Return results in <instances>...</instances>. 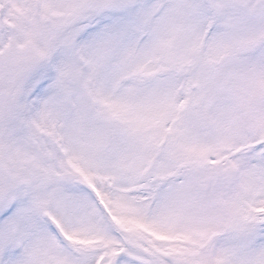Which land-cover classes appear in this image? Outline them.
Returning a JSON list of instances; mask_svg holds the SVG:
<instances>
[{
	"label": "snow or ice",
	"instance_id": "6c2138e0",
	"mask_svg": "<svg viewBox=\"0 0 264 264\" xmlns=\"http://www.w3.org/2000/svg\"><path fill=\"white\" fill-rule=\"evenodd\" d=\"M0 264H264V0H0Z\"/></svg>",
	"mask_w": 264,
	"mask_h": 264
}]
</instances>
